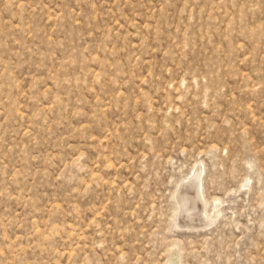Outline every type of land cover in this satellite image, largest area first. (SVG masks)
I'll use <instances>...</instances> for the list:
<instances>
[{
    "label": "rangeland",
    "instance_id": "rangeland-1",
    "mask_svg": "<svg viewBox=\"0 0 264 264\" xmlns=\"http://www.w3.org/2000/svg\"><path fill=\"white\" fill-rule=\"evenodd\" d=\"M0 264H264V0H0Z\"/></svg>",
    "mask_w": 264,
    "mask_h": 264
}]
</instances>
